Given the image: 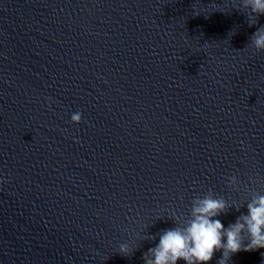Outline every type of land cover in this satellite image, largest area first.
I'll list each match as a JSON object with an SVG mask.
<instances>
[{
	"label": "clouds",
	"instance_id": "obj_1",
	"mask_svg": "<svg viewBox=\"0 0 264 264\" xmlns=\"http://www.w3.org/2000/svg\"><path fill=\"white\" fill-rule=\"evenodd\" d=\"M240 12L257 19L264 15V0H241ZM252 24H250L251 26ZM249 46L256 50H264V26L260 27L250 38ZM80 112L71 115L73 123H80ZM230 188H238V177L229 178ZM246 204L247 214L237 217L235 223L227 228L215 217L227 213L230 208L237 211ZM175 227L165 229L159 234V243L149 248L144 254L145 264H177L183 260L185 264H206L212 260L214 253L222 251L217 264H228L231 256L239 251H254L264 248V195L254 193L244 204L229 203L224 197H217L210 190L203 197L196 196L191 201L190 217L182 221L181 216L173 213L169 217ZM155 239L154 236H150ZM248 243L245 244L244 241ZM133 249L127 243L119 246L122 255L131 254Z\"/></svg>",
	"mask_w": 264,
	"mask_h": 264
}]
</instances>
